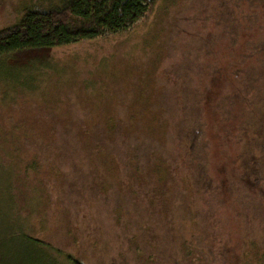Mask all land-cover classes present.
<instances>
[{
    "label": "rangeland",
    "instance_id": "1",
    "mask_svg": "<svg viewBox=\"0 0 264 264\" xmlns=\"http://www.w3.org/2000/svg\"><path fill=\"white\" fill-rule=\"evenodd\" d=\"M36 1L0 0V29ZM224 2L154 0L124 33L0 67L7 97L41 70L28 97L0 105V135L28 141L0 136V170L18 169L12 183L0 179V264H74L68 255L82 264H264V10ZM52 118L96 132L124 124L142 155L167 156L158 152L166 138L182 169L164 190L155 174L132 175V144L117 140L113 157L78 145L71 131L61 164L43 144ZM193 127L199 147L190 153L180 135Z\"/></svg>",
    "mask_w": 264,
    "mask_h": 264
},
{
    "label": "trees",
    "instance_id": "2",
    "mask_svg": "<svg viewBox=\"0 0 264 264\" xmlns=\"http://www.w3.org/2000/svg\"><path fill=\"white\" fill-rule=\"evenodd\" d=\"M233 1L236 3V0H232V2L230 0L229 2L233 5V10L235 7L236 11L239 10V13H241L240 6L237 3L234 4ZM244 1L251 4H258L264 10V0ZM229 3L224 2L226 5ZM153 5L154 0H37L32 5L23 7L20 19L14 25L0 29V67H4L7 73L16 71L14 69L18 68L12 63L15 61L16 56L21 53H28L34 50H51L56 46H65L84 40L97 39L105 34L113 35L124 33L140 20L144 19L152 10ZM233 10L224 11L223 13L225 16L227 14L231 15ZM231 25L235 31V26L232 21ZM236 26L238 28V24ZM245 30H250V28H246ZM28 66L26 65V68H29ZM40 71L33 70L30 72H35V81ZM4 75L7 76V74ZM8 77H13L12 73H9ZM5 82L6 77H0V84L7 86ZM34 82L29 85H21L10 97L5 95L7 94L6 87L5 89L0 87V105L8 104L9 102L5 101H12L15 95L16 97H20L24 92L32 91L36 87L33 85ZM21 97H28V94L25 93ZM33 121L36 122L39 120ZM105 123L106 126L104 129L96 132L93 128H88L82 122L80 123L79 120L72 121L71 123L60 121V124H58L56 119L52 118L46 125L47 136L43 144H48L52 152L51 158L56 162L59 161L61 164L66 163V155L71 154L68 146L73 139L69 135V131L73 132L77 140H79L78 145H83L90 149L94 148L100 154H110L111 152L113 157L115 156L113 152L117 140H120L126 148L129 144H132L130 148L126 149V152H129L127 157L129 160L128 163L134 169L132 175H138V177L140 176L142 178L144 176L145 178L150 174H155L157 184L162 185V188L167 190L168 188L166 187L168 184H171L174 180L176 169H182L180 164L178 166L175 165L176 159L172 156L173 143H168L166 138L159 143V150L157 148L158 152L168 154L167 156L157 155L151 150L147 155H142L143 145L136 140V137H132V131L129 128L127 129L126 125H120L121 123L116 125L112 120ZM170 127L171 122L166 119L167 136L170 135ZM199 132V129L194 127L184 129L183 133L181 132L180 137L186 141L185 144H187L190 153L191 151H195V146L199 147V141H197ZM3 135H6V133L0 135L2 136V142L8 144L18 143V145H23L24 143L25 145L28 143L25 135L18 134L17 136L12 135L10 137ZM26 147L24 146V149ZM138 147H140L139 150ZM262 148H264V143L260 144L259 149ZM16 152L20 157L24 151L17 147ZM64 154L66 155L64 156ZM37 163L38 160L30 162L35 167ZM144 165L146 166L145 168L143 167ZM17 170H0V179H4L3 182L5 183H12V173H16ZM34 174L39 176L37 172ZM19 176H22L21 171H19ZM183 177L185 178V174ZM57 178L56 176L55 180ZM10 191H13V186L11 185L9 186ZM156 194L153 192L152 196L157 197L155 196ZM153 212L154 210L148 216L152 215ZM28 240L30 242L31 240L39 242L32 235H29ZM66 259L71 260L74 264H82L78 258L72 255L66 256Z\"/></svg>",
    "mask_w": 264,
    "mask_h": 264
}]
</instances>
